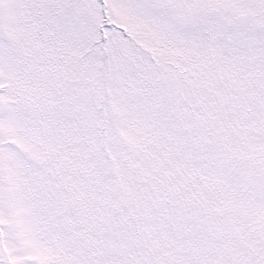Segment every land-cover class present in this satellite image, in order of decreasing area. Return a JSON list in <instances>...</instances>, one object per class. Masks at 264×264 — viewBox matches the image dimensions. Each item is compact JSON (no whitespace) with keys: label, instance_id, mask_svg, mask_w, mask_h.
<instances>
[{"label":"snow or ice","instance_id":"1","mask_svg":"<svg viewBox=\"0 0 264 264\" xmlns=\"http://www.w3.org/2000/svg\"><path fill=\"white\" fill-rule=\"evenodd\" d=\"M0 264H264V0H0Z\"/></svg>","mask_w":264,"mask_h":264}]
</instances>
